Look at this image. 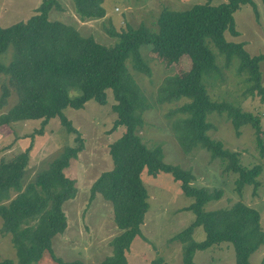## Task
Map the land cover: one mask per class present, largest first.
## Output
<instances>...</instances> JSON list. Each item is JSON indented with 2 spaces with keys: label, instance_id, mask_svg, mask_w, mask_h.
<instances>
[{
  "label": "trees",
  "instance_id": "16d2710c",
  "mask_svg": "<svg viewBox=\"0 0 264 264\" xmlns=\"http://www.w3.org/2000/svg\"><path fill=\"white\" fill-rule=\"evenodd\" d=\"M103 1L72 0L81 21L105 17ZM261 3L264 5V0ZM243 5H250L257 15L253 0H227L217 5L205 0L184 10L163 7L156 19L158 29L155 32L144 24L136 28L126 24L119 31L105 27V32L114 40L108 46L96 42L93 36L82 35L70 24L50 20V10H62L58 0H42L35 14L25 21L0 26V55L10 45L13 48L12 58L9 61L5 58V63L0 61V74L7 76V84L1 87L0 109L10 95V88L17 96L16 103L0 114V125L41 119L40 128L34 130L40 133L46 122L58 117L67 133L76 134L77 142L75 146H66L25 185L22 182L31 143L11 158L0 160V230L10 234L16 255L15 261L4 258L0 264H36L44 255L54 264L76 263H67L57 257L51 242L67 225L62 204L76 193L74 179L66 177L63 171L82 149L80 134L63 111L65 108L81 109L88 100L104 105L107 90L112 93L111 109L115 114L111 130L121 126L124 131L109 144L111 169L103 171L90 186V201L96 194L109 201L113 221L119 229L110 241L112 255L100 264H126L125 254L131 242L141 235L149 208L148 193L141 179L143 172L151 176L169 173L180 182L182 192L193 199L184 209L194 213V220L169 239L182 244L181 264H194L196 251L221 243L233 245L235 264H250L249 256L264 244L259 212L240 201L229 208L204 209L209 201L221 198L223 191L191 185L194 175L190 170L164 162L160 145H146L140 135L146 123L142 112L152 105L127 67L130 62L137 72L151 75L140 54L143 45H150L149 57L166 68L180 64L187 56L188 69L181 74L164 76L154 101L160 105L183 99V103L166 114L182 151L188 154L196 148L206 149L212 159L218 158L225 163L226 172L238 175L234 181L235 192L240 194L245 185H252L255 191L260 184L256 178L260 166L241 165L238 152L211 138L209 132L214 127L208 120V115L215 112L224 115L237 135L242 126L250 125L261 153L264 151V129L259 114L243 111L229 101L212 100L207 92V86L222 77L221 66L211 50L210 45H213L223 56L224 67L230 65L232 58L238 59L236 72L245 76L246 92L256 94L264 102L259 68L264 53L250 55L242 42L225 38V33L234 37L239 34L234 13ZM74 90L77 94L71 96ZM199 226L205 238L196 241L192 233ZM151 262L168 264L162 257ZM260 264H264V256Z\"/></svg>",
  "mask_w": 264,
  "mask_h": 264
},
{
  "label": "rangeland",
  "instance_id": "374dc122",
  "mask_svg": "<svg viewBox=\"0 0 264 264\" xmlns=\"http://www.w3.org/2000/svg\"><path fill=\"white\" fill-rule=\"evenodd\" d=\"M42 0H0V26H9L18 21H25L35 14V9ZM257 15L250 5H243L234 13V21L238 31L237 36L225 33L226 40L242 42L244 49L250 55L264 53V5L261 0H253ZM62 10L52 9L48 14L50 20H60L74 26L82 35L93 36L95 41L103 45H111L113 39L105 32V27H114L116 31L129 24L136 28L144 24L148 29L157 31V16L163 7L173 10H184L205 0H104L105 17L81 21L74 11L72 0H58ZM227 0H211V4L225 3ZM211 50L216 56V63L221 66L222 77L207 86V92L212 100L229 101L239 105L243 111L259 114L261 126L264 129V102L259 97L246 92L248 83L245 76L238 74V59L232 58L228 67L223 66V56L213 46ZM150 45L140 47V54L150 68L147 76L134 70L127 62L129 73L134 78L141 93H144L151 108L142 112L146 122L140 131L143 141L148 147L160 145L162 160L188 169L194 175L191 185L205 187L209 190L221 189L223 196L211 200L204 205L206 210L229 208L235 202H242L255 208L260 215V225L264 230V151L256 143L255 133L250 125L242 126L240 134L224 115L212 113L208 120L213 124L209 135L222 142L225 148L239 153V162L245 167L260 166L256 177L259 186L253 190L252 185H245L241 193L235 192L236 173L226 172L225 163L220 159H212L210 153L203 148L193 149L185 154L174 138L169 119V110L184 102L183 99L173 103L158 105L154 101L156 90L166 75L181 74L188 69L187 56L180 64L166 68L160 61L151 59L148 55ZM13 48L10 45L0 55V61L12 58ZM188 60V61H187ZM7 61V62H8ZM6 62V63H7ZM264 86V60L259 63ZM3 84H7V76L0 74V94ZM10 95L0 109V114L6 112L17 101L16 93L10 88ZM107 102L100 105L88 100L81 109L65 108L64 115L79 132L82 149L77 158L72 159L64 169V175L74 179L76 193L72 199L62 204L66 216V228L56 234L52 242L54 254L64 262L75 264H100L107 256L112 255L110 241L119 233L113 221L112 206L96 194L90 201V186L93 181L106 170L111 169L112 161L109 155V144L124 131L119 126L111 130L115 114L111 109L113 97L110 90L106 91ZM77 94V90L70 95ZM41 126V119L20 120L7 125H0V160L11 158L25 150L31 143L29 160L26 165L25 185L31 181L38 171L47 167L49 162L57 157L66 146H75L76 134L67 133L58 117L51 118L40 133H34ZM33 133V134H32ZM29 134H32L30 137ZM264 146V134L262 135ZM141 179L148 193L149 208L145 222L141 227V235L133 239L126 252V264H152V260L162 257L168 264H181L182 244L169 241L171 237L186 228L193 220L194 213L184 209L193 199L186 196L169 173L159 172L155 176L146 172ZM14 196V193L12 194ZM2 219L0 218V229ZM196 241L205 238L201 226L192 233ZM264 256V244L249 256L250 264H260ZM10 258L16 260L15 249L10 240V234L0 230V260ZM194 264H235L233 245L221 243L206 250L196 251L193 255ZM36 264H54L52 259L44 255Z\"/></svg>",
  "mask_w": 264,
  "mask_h": 264
}]
</instances>
